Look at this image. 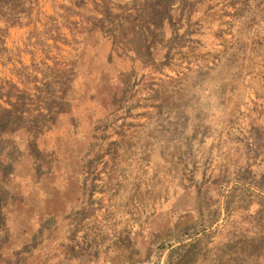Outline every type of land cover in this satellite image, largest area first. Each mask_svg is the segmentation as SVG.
Returning a JSON list of instances; mask_svg holds the SVG:
<instances>
[{
    "label": "rangeland",
    "instance_id": "1",
    "mask_svg": "<svg viewBox=\"0 0 264 264\" xmlns=\"http://www.w3.org/2000/svg\"><path fill=\"white\" fill-rule=\"evenodd\" d=\"M32 1L0 18V264H264V0ZM44 60L74 96L20 83Z\"/></svg>",
    "mask_w": 264,
    "mask_h": 264
},
{
    "label": "trees",
    "instance_id": "2",
    "mask_svg": "<svg viewBox=\"0 0 264 264\" xmlns=\"http://www.w3.org/2000/svg\"><path fill=\"white\" fill-rule=\"evenodd\" d=\"M33 2L34 1H32V0H30V1H28V0H21V1L14 0L13 2H11L10 0H1V2H0V5H1L0 18H1V21L5 25L13 26L15 24H18L21 26L22 20L27 17L26 15H30L29 10L30 9L33 10ZM48 31L50 32L51 30H48ZM0 34H2L1 35L2 38H0V44H2L6 48L7 47V37L9 36V30H5V29L0 28ZM55 39L57 40V38H55ZM5 50H7V48ZM44 51L46 52L47 55H50L51 51H49V48L45 47ZM10 61L11 60L8 59L7 63H9ZM20 64L22 66L20 68H16L15 70L18 73L19 80L21 81L20 83H23L24 86H28V84L32 81L31 80L32 74L38 73L40 71V73L43 74L42 81H44L46 83V86L52 87L53 82L51 80H49L51 75L48 74L49 72H52V76H56L58 74L56 76L57 80H58V78H60L59 77L60 74L65 75V77L63 79H61V81H60L61 91L65 90V92L70 93L72 96H74L76 94L75 86L77 84V80H75V78H73L71 76V72L76 67V65L71 66L70 64L55 63L54 65L50 66L48 64V62L46 60H44L41 62V64L43 65L41 69H39V67H38V66H40V63L35 64L34 62L31 64L32 68L29 69V67L24 65L23 62ZM47 80H49V81H47ZM89 82H90L89 79L83 80V87L85 85L87 90L92 89L89 85ZM106 88L107 87H105V86H101L100 91L98 92L97 95H101V94L107 92ZM79 91L80 92H78V93H81L82 90H79ZM38 93H39V89L37 88L36 93L34 95L25 96V95H21V94H10V96H8V98L11 99L10 103L13 107L14 118H12V119H13L14 125H19V128L25 130V128H27L25 123H27L29 126L32 124V122L36 121L37 116L39 118V115L36 113L37 112L39 113L40 111H38V109L39 108L42 109V107L40 104L41 102H39V100L36 99L37 98L36 96H38ZM61 96H59V97H61ZM13 97H14V101H12ZM27 98H30V103H28L26 105V107L21 109L20 105H23L26 102ZM39 99H43V100H47V101L50 100V98H48V97H45V98L43 97V98H39ZM64 99H66V97ZM73 103H74V100L72 99V104ZM72 104L71 103L67 104L68 110H70V108H72ZM45 106H46V104H45ZM29 108H31L32 110H29ZM49 110L52 111L51 108H49Z\"/></svg>",
    "mask_w": 264,
    "mask_h": 264
}]
</instances>
